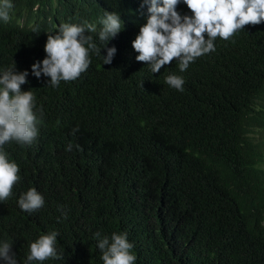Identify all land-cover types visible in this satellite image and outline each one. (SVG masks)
Returning a JSON list of instances; mask_svg holds the SVG:
<instances>
[{
    "label": "trees",
    "instance_id": "16d2710c",
    "mask_svg": "<svg viewBox=\"0 0 264 264\" xmlns=\"http://www.w3.org/2000/svg\"><path fill=\"white\" fill-rule=\"evenodd\" d=\"M136 1L148 16L144 0H99L96 9L128 20L108 43L86 31L101 52L55 88L31 66L58 30L0 24V72L27 70L21 90L33 93L38 116L31 146H3L20 179L0 201V241L18 264L51 231L62 258L33 264H103L97 232L127 233L135 264H264V22L217 37L185 72L174 60L152 73L132 48L147 19ZM176 10L191 15L182 0ZM168 75L184 79L183 91ZM30 188L44 205L26 213L17 201Z\"/></svg>",
    "mask_w": 264,
    "mask_h": 264
},
{
    "label": "clouds",
    "instance_id": "9594fccd",
    "mask_svg": "<svg viewBox=\"0 0 264 264\" xmlns=\"http://www.w3.org/2000/svg\"><path fill=\"white\" fill-rule=\"evenodd\" d=\"M137 2L134 13L138 20L147 19L132 41V48L138 53L135 59L149 65L152 73H158L174 60L179 62L180 72H185L197 58L216 50L217 37L227 41L245 26L264 22V0H182L191 13L183 16L176 10L181 0H162V5L159 0H144L148 16L146 7ZM96 4H100L99 0H0V24H14L15 20L17 25L33 27L39 21L40 28L47 24L46 34L58 30L56 34H47L46 58L31 66L33 75L39 78L43 73L50 77L49 83L55 88L61 81L79 78L88 69L90 51L101 52L86 31L99 32V40L108 43L128 20L125 13L106 6L98 10ZM103 8L107 9L102 11ZM115 52V47L108 48L103 64H110ZM27 76V70L16 72L8 68L0 72V201L12 195L20 179L19 166L10 161L3 146L12 141L31 146L38 135L34 95L21 90ZM184 82L181 76L165 77V83L177 91H183ZM71 149L69 144L67 150ZM17 203L21 211L32 213L43 207L44 198L30 188ZM57 236L56 231H51L31 242L26 264L61 259L56 249ZM94 236L103 264H135L133 244L127 233H113L110 239L100 238L99 232ZM11 248L7 240L0 241V258L6 264H18Z\"/></svg>",
    "mask_w": 264,
    "mask_h": 264
},
{
    "label": "rangeland",
    "instance_id": "374dc122",
    "mask_svg": "<svg viewBox=\"0 0 264 264\" xmlns=\"http://www.w3.org/2000/svg\"><path fill=\"white\" fill-rule=\"evenodd\" d=\"M25 14H26V11L23 12V17L22 18H25Z\"/></svg>",
    "mask_w": 264,
    "mask_h": 264
}]
</instances>
